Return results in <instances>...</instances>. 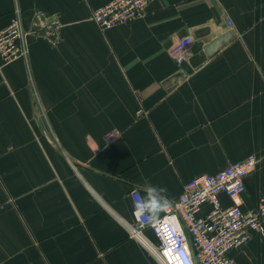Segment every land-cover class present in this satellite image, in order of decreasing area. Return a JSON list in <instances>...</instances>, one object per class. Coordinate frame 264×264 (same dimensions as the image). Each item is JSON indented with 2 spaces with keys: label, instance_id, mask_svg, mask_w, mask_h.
Returning a JSON list of instances; mask_svg holds the SVG:
<instances>
[{
  "label": "crops",
  "instance_id": "crops-1",
  "mask_svg": "<svg viewBox=\"0 0 264 264\" xmlns=\"http://www.w3.org/2000/svg\"><path fill=\"white\" fill-rule=\"evenodd\" d=\"M113 1L0 0V32L19 13L29 45L0 71V264H161L130 235L131 192L169 204L250 155L243 210L264 197V0H152L102 31L92 14ZM186 36L180 71L169 50ZM232 257L264 264V238Z\"/></svg>",
  "mask_w": 264,
  "mask_h": 264
},
{
  "label": "built area",
  "instance_id": "built-area-1",
  "mask_svg": "<svg viewBox=\"0 0 264 264\" xmlns=\"http://www.w3.org/2000/svg\"><path fill=\"white\" fill-rule=\"evenodd\" d=\"M152 0H114L95 10L92 20L102 31L128 25L141 19ZM27 33L18 13L11 24L0 32V71L5 66L29 59ZM191 36L177 40L169 50L181 71L189 61L193 43ZM115 133L108 135L110 143ZM260 159L255 155L228 165L216 174L197 177L184 185L175 202L165 206L164 214L152 219L148 211L135 208V221L129 232L145 242L161 264H236L232 253L244 247L257 234L264 238V197L254 210H243L242 196L246 178L256 169ZM134 205L143 202L141 193L131 192ZM222 196L232 201L225 206ZM206 205L210 209L202 214ZM150 230L158 244L145 238Z\"/></svg>",
  "mask_w": 264,
  "mask_h": 264
},
{
  "label": "clouds",
  "instance_id": "clouds-1",
  "mask_svg": "<svg viewBox=\"0 0 264 264\" xmlns=\"http://www.w3.org/2000/svg\"><path fill=\"white\" fill-rule=\"evenodd\" d=\"M156 190H157L156 188L149 189L147 201L137 203L135 205L136 210L151 211L153 205H156L162 209L168 202L166 200H163V198L158 197L156 195ZM159 190L162 193L166 191V189L164 188H160ZM185 264H187V262H185Z\"/></svg>",
  "mask_w": 264,
  "mask_h": 264
},
{
  "label": "water",
  "instance_id": "water-1",
  "mask_svg": "<svg viewBox=\"0 0 264 264\" xmlns=\"http://www.w3.org/2000/svg\"><path fill=\"white\" fill-rule=\"evenodd\" d=\"M232 37H233V31H230L229 33L217 37L206 47L208 54L213 55L221 47H223L226 43H228Z\"/></svg>",
  "mask_w": 264,
  "mask_h": 264
}]
</instances>
